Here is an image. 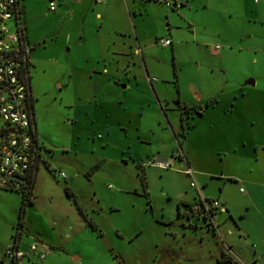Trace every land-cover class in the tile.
Listing matches in <instances>:
<instances>
[{"label":"crops","instance_id":"1","mask_svg":"<svg viewBox=\"0 0 264 264\" xmlns=\"http://www.w3.org/2000/svg\"><path fill=\"white\" fill-rule=\"evenodd\" d=\"M22 1L20 7L24 37L30 48L37 136L40 119L48 109L43 106L42 100L52 85L62 95H59L62 103L66 100L65 92L74 85L71 94L73 92L76 99L69 105L74 115L73 122L79 124V129L84 133H88L89 128L95 127L97 123L95 132L106 134L101 135L102 143H121L123 155L133 162L142 158H159L169 163L177 160L192 168L193 150L190 142L196 139L192 133L201 130L199 123L192 124L196 113L200 117H210L211 125L208 128H215L214 122L218 118V126L225 130L239 129L236 126L243 122L239 118L241 115L246 119V126L256 125L247 104L251 97H259L255 101L264 111V91L256 88L257 79L242 84L243 74L236 73L234 78L238 81L237 88L232 91L229 105L222 110L218 108L225 92H217L212 77L201 79L205 72L202 65L211 67L209 72L212 73L214 66L223 68L228 62L238 70L247 68L249 62L252 65L258 62L255 58L249 59L248 53L253 47H239L235 52L230 51L229 48L235 43H231L228 38L230 33H234L235 41L244 40L249 31L247 27L253 23L261 0H192L178 10L168 8L160 0H109L107 3L97 0H58L56 16L68 14L70 18L68 24L61 23L53 33L47 30L39 32L30 26L29 21L26 22L27 11ZM261 34L258 33L257 37H261ZM59 39L63 41V47L60 46L62 53L57 58L48 52L53 47L51 44ZM161 39H169L171 44L164 46L160 44ZM191 61H195L197 66H192L195 68L192 72L194 79L188 83L189 94H186L182 78L186 72L185 66ZM244 85L254 88L249 92ZM258 104L255 103L254 107ZM237 115L239 120L236 119ZM84 121H87V125L89 122V125L86 126ZM260 125L263 127L264 122ZM238 132L244 133V128ZM250 136V142L245 139L239 141L246 154L249 153L247 148L251 146V161L257 165L248 171L252 179L224 171L215 174L209 169L197 171V175L193 170L192 179L185 173V168L184 174L192 179L191 191L170 193L169 196L175 205L191 202L200 196L219 200L229 214L227 222L232 220L241 229L238 236L241 249L235 252L232 243V247L226 246L229 251L220 250V256L226 252L241 264H261L264 242L253 225L249 224L248 218L253 207L257 208L260 217H264L260 210L263 201L256 197L264 189V181L255 180L256 170H264V137H256L253 133ZM38 144L40 146L39 140ZM237 145H232L236 153L239 151ZM180 153H183L184 160L179 156ZM39 156L40 163L41 152ZM138 169L146 177V167L140 163ZM215 179L223 183V187L219 186L218 195L211 190V181ZM193 180L197 188L191 186ZM230 181L235 186L247 182L250 187L231 188L227 185L231 184ZM236 195L243 200L236 201ZM240 202L249 208L241 217L244 219L242 223H239L237 213ZM215 227L217 234L221 229L217 220ZM257 241L263 245V253L258 255L256 250L257 253L250 258L242 243L254 242V247L258 249ZM53 254L43 264H48ZM32 256L24 258L23 264H31L29 259L32 260Z\"/></svg>","mask_w":264,"mask_h":264},{"label":"rangeland","instance_id":"2","mask_svg":"<svg viewBox=\"0 0 264 264\" xmlns=\"http://www.w3.org/2000/svg\"><path fill=\"white\" fill-rule=\"evenodd\" d=\"M49 2L50 0L22 1L27 11L26 22L29 21L30 26L39 32L47 30L53 33L61 23L68 24L70 15L56 16L49 9ZM257 8V15L253 17V23L248 25L249 31L244 40L235 41L234 33H230L228 39L235 43L229 48L233 52L239 47H253L248 53L249 59L255 58L258 62L253 65L249 62L247 68L240 70L233 68L228 62L223 68L214 66L212 73L209 72L211 67L202 65L205 72L201 79L212 77L217 92H225L218 108L220 110L229 105L232 91L237 88L238 81L234 78L236 73L243 74L242 84L250 79H257L256 88L264 91V0H261V5ZM11 27L15 28L14 22ZM258 33H262L261 37H257ZM51 45L53 47L48 53L58 58L59 53H62L60 46L63 47V41L59 39ZM192 66H197L195 61L187 63L182 78L186 94H189L188 83L194 79L192 72L195 68ZM71 87L65 92L64 103L60 102L62 95L54 85L48 89L45 101L42 100L43 106L48 109L44 117H41L38 128L42 160L37 169L33 203L25 205L23 193L6 190L0 184V261L5 259L7 249L15 246L18 236L20 249L25 254L30 252L34 243L38 244L39 251H43L46 258L54 253L49 257L48 264H217L221 249L229 251L226 246L232 247V243L235 245V252L241 249L238 238L241 229L231 219L227 222L229 214L226 212H220L216 216L218 224H221L219 232L216 235L204 234L203 241H200V234L189 231L185 233L174 225L179 204L175 205L169 195L191 191V178L184 174L187 165L173 160L171 169H161L149 165V158L133 162L123 155L121 143H102L101 135L106 134L95 132L97 123L95 127L89 126V131L86 130L88 133L82 132L79 124L73 122V111L69 108L76 99L73 92L71 94ZM244 88L251 92L254 86L244 85ZM254 98L251 97L247 104L255 119V126H246V119L241 115L239 118L243 122L236 126L239 129L226 128V125L225 130L220 129L218 118L212 129L208 128L211 125L210 117H200L196 113L192 124L199 123L201 130L192 133V137L195 134L196 139L190 142L193 150L192 168L196 175L197 171L209 169L215 174L224 171L252 179L248 171L257 165L251 161V146L247 148L249 153L246 154L239 140L250 142V133L256 137H264V126L260 125L264 122V111L255 101L259 97ZM255 103L258 106L254 107ZM84 122L86 126L89 125V122L88 125L87 121ZM243 128L244 133L238 132ZM235 144H239L236 146L238 153L234 152L232 145ZM140 163L146 167V177L138 169ZM262 167L264 168V164ZM62 173L66 175L65 178L61 176ZM255 176L256 181L263 183L264 170H256ZM211 182L212 192L219 194V186L223 187L222 181L215 179ZM248 184L246 182L235 186L232 181L227 185L231 188H249ZM200 187L204 188L203 185ZM256 197L263 201L260 210L264 214V189ZM235 200L243 198L236 195ZM78 206L84 210L92 224H88L81 216ZM247 209V206L239 203V223L243 222L241 217ZM257 212V208L253 207L248 220L264 242V217H260ZM256 243L258 249L254 247V242L242 243L250 258L257 253L256 250L258 255L263 253V245L258 241ZM44 260L40 261L32 256L29 262L43 264ZM260 262L264 264V257Z\"/></svg>","mask_w":264,"mask_h":264},{"label":"built area","instance_id":"3","mask_svg":"<svg viewBox=\"0 0 264 264\" xmlns=\"http://www.w3.org/2000/svg\"><path fill=\"white\" fill-rule=\"evenodd\" d=\"M107 3L109 0H97ZM192 0H160L170 9L178 10L187 6ZM58 0H50L49 8L57 10ZM15 23L12 29L11 23ZM160 44L168 46L169 39H161ZM30 48L24 37L22 9L20 0H0V118L9 129L7 143L2 149L0 163V184L3 187L22 189L20 177H26L34 165L40 160L35 117L29 106L30 86L29 74L26 69L29 62ZM179 156L184 160L183 153ZM161 169H171L168 161L154 158L148 161ZM185 173L193 179L194 171L187 166ZM66 177L64 173L61 174ZM192 187L197 188L193 180ZM206 211L213 208L217 212H226L219 200L198 198ZM33 254L44 260L46 254L39 251L38 244H32L30 252L25 254L20 244L7 249L5 259L0 264H23L24 258Z\"/></svg>","mask_w":264,"mask_h":264},{"label":"flooded vegetation","instance_id":"4","mask_svg":"<svg viewBox=\"0 0 264 264\" xmlns=\"http://www.w3.org/2000/svg\"><path fill=\"white\" fill-rule=\"evenodd\" d=\"M29 74V86H30V100L29 106L33 114L35 115L34 108V94L31 86V75H30V55L29 62L26 67ZM180 207H178V215L174 225L179 226V229L186 232H195L198 235L200 234L201 240H204V234L206 233H214L216 235V227L215 221L217 219L218 212L213 208L206 209L203 206V203L198 199L194 198L191 202L188 203H180ZM220 259V258H219ZM217 264H220L217 262ZM222 264H230V263H222Z\"/></svg>","mask_w":264,"mask_h":264},{"label":"trees","instance_id":"5","mask_svg":"<svg viewBox=\"0 0 264 264\" xmlns=\"http://www.w3.org/2000/svg\"><path fill=\"white\" fill-rule=\"evenodd\" d=\"M8 131H9V129L2 122V120L0 118V163H1L2 149L7 143ZM37 169H38V165L36 164L32 167V170L27 174L26 177H20L19 176V178L22 181V185H23L22 189H15V188H8V187H1V186L0 187L4 188L6 190H14V191H18V192L23 193L25 205L31 204V203H33V194H34L33 192H34V187L36 184ZM143 179H144V177H143ZM78 210H79V213L81 214V216L85 219V221L88 224H92V222L89 220V218H88L87 214L84 212V210L79 206H78ZM20 227H22V230H21V233H22V231H23L22 224L20 225ZM19 235H20V233H19ZM19 242H20V236L16 237L15 245H18ZM218 262L220 264H222V263L241 264L231 254L226 253V252H222L220 259H218Z\"/></svg>","mask_w":264,"mask_h":264}]
</instances>
